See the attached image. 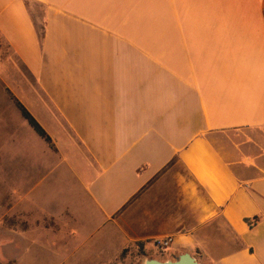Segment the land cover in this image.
I'll list each match as a JSON object with an SVG mask.
<instances>
[{"label":"crops","instance_id":"obj_1","mask_svg":"<svg viewBox=\"0 0 264 264\" xmlns=\"http://www.w3.org/2000/svg\"><path fill=\"white\" fill-rule=\"evenodd\" d=\"M0 39L28 77L11 93L30 96L55 153L50 129L84 159L82 195L52 213L31 196L41 166L9 156L25 205L71 239L29 228L3 261L111 264L141 244L145 264L172 237L173 256L264 264V0H0ZM223 240L236 248L214 254Z\"/></svg>","mask_w":264,"mask_h":264},{"label":"rangeland","instance_id":"obj_2","mask_svg":"<svg viewBox=\"0 0 264 264\" xmlns=\"http://www.w3.org/2000/svg\"><path fill=\"white\" fill-rule=\"evenodd\" d=\"M30 7L35 9L37 14L40 13L39 7L35 5H30ZM38 27H41L40 24H38ZM17 78L21 80L24 78L28 79L11 50L0 39V264H13L12 262L3 261L1 258L9 251H13L15 254L16 250L20 247V251L24 252L22 248L24 244L23 234L29 228H52L53 232H48V236H50L49 240L55 239L54 237L60 232L65 234V241L71 239V230L69 226L67 227L62 221L58 223L54 218H48L45 215L40 216L38 211L25 205V188L24 181H22L25 176V168L19 167L15 169L16 182L14 183V178L10 177L12 175L10 174L12 169L7 167L10 155H12L11 158L19 157V159L23 161L26 159L25 155L28 154L30 160L34 159L37 161L36 165L41 166L38 167L39 169L36 173H34V169L29 170L32 173L31 179L29 177V181L32 185L36 184L37 187L31 196L42 205V207L48 209L52 213H58L65 203H71L75 199L77 201L78 197L82 195L84 184L82 174L84 159L80 155L81 151L78 153L77 150L73 151L65 148L66 146L62 147V139L57 136L55 130L50 129L51 134L55 136L60 144L62 153L60 157L46 146V143L30 128L27 121L13 105L6 90L11 93L7 84ZM27 100H30V96L27 94L20 99L26 108L32 110ZM35 107L36 109L32 111L34 115H32L36 118L38 117L39 109L37 106ZM4 117L6 119H1ZM1 123H10L12 128L8 129L2 126ZM12 132L20 138V143L17 146H13V150L9 152L6 149V143L9 135H12ZM12 176L14 177V173ZM98 224V218H91L89 224L83 225L81 229L82 231L84 230L83 232L86 234L89 230L96 228ZM69 225L72 226L71 223ZM62 227H66L67 229L63 228L62 231ZM55 229H58V232H56ZM218 240H220V238H218ZM216 244V247L212 249L216 255L227 253L236 248L235 242L227 244L226 241L223 240L217 241ZM11 246L14 247L11 248ZM124 250L123 257L120 256L118 261L111 264H142L143 258L146 255L141 247L139 248V246H137L134 250L131 248ZM157 251V255H160V257L164 259L167 258L165 261H174L178 257L170 255L166 250ZM191 256L196 259L198 264L199 262L207 264V260L205 261V259H202L200 257L201 255H196L193 252ZM120 261L121 263H119Z\"/></svg>","mask_w":264,"mask_h":264},{"label":"trees","instance_id":"obj_3","mask_svg":"<svg viewBox=\"0 0 264 264\" xmlns=\"http://www.w3.org/2000/svg\"><path fill=\"white\" fill-rule=\"evenodd\" d=\"M8 93L11 101L17 108V110L20 112L22 117L27 121L29 126L33 129V131L41 138L43 139L49 146V148L53 151H56L55 146L52 142L51 137L48 135V133L44 130V128L40 125V123L34 118V116L29 112V110L14 96L12 95L8 90H6ZM259 218L258 217H253L252 220L250 219H245V222L249 226H253L258 222ZM139 248L141 247V244H138ZM124 251L121 253V257L124 255ZM196 255H199V250L196 249L194 252Z\"/></svg>","mask_w":264,"mask_h":264},{"label":"water","instance_id":"obj_4","mask_svg":"<svg viewBox=\"0 0 264 264\" xmlns=\"http://www.w3.org/2000/svg\"><path fill=\"white\" fill-rule=\"evenodd\" d=\"M145 264H198L196 259L191 256L189 253H183L182 255L178 256L174 261H158L154 259H150L145 261Z\"/></svg>","mask_w":264,"mask_h":264},{"label":"built area","instance_id":"obj_5","mask_svg":"<svg viewBox=\"0 0 264 264\" xmlns=\"http://www.w3.org/2000/svg\"><path fill=\"white\" fill-rule=\"evenodd\" d=\"M173 243L172 237H165L163 239H156L153 241V246L157 250H167L170 248L171 244Z\"/></svg>","mask_w":264,"mask_h":264}]
</instances>
